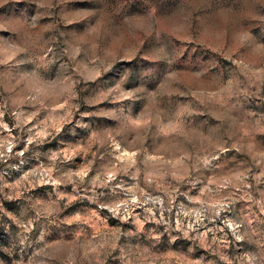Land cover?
Wrapping results in <instances>:
<instances>
[{"label": "clouds", "instance_id": "clouds-1", "mask_svg": "<svg viewBox=\"0 0 264 264\" xmlns=\"http://www.w3.org/2000/svg\"><path fill=\"white\" fill-rule=\"evenodd\" d=\"M0 264H264V0H0Z\"/></svg>", "mask_w": 264, "mask_h": 264}]
</instances>
